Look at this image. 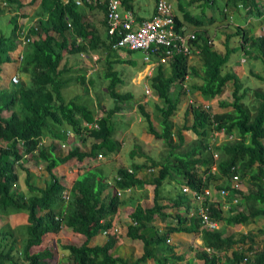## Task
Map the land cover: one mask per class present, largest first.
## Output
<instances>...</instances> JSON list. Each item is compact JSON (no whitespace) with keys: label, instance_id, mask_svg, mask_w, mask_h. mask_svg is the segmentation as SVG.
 <instances>
[{"label":"trees","instance_id":"obj_1","mask_svg":"<svg viewBox=\"0 0 264 264\" xmlns=\"http://www.w3.org/2000/svg\"><path fill=\"white\" fill-rule=\"evenodd\" d=\"M1 1L13 6L15 14L10 17V33L0 34V70L1 64L10 60L9 52L23 47L19 72L28 76L29 84L20 81L0 90V141L3 142H0V213L25 211L27 214L21 246H17L13 230L6 226L0 228V264H147L150 260H153V264H193V259L177 254L169 243V235L176 231L200 236L202 243L193 252L194 258L201 260V264H264V236L262 243L255 246V235L251 231L225 234L226 226L247 225L254 217H264V87H246L240 74L231 68L223 71L230 54L238 47L243 55L260 60L264 70V26L261 27V33V28H258L256 36L253 35L252 25L246 28L238 25L230 33L225 32L224 44L233 36L239 41L234 48L227 45L220 51L216 49L214 41L208 42V30L198 32L191 28V25H204L179 1L182 17L173 13L175 29L180 32V26H184V31L194 33L195 38L190 40V46L194 44L199 52L191 56H198L200 63L190 64L191 56L177 53L154 66L147 81L149 88L156 91L161 99L160 103H155L159 129L155 128L152 114L143 103L138 104V109L148 123L147 131L164 144L166 152L160 154V159L146 156L150 163L148 168H156L155 172L147 175L148 179L137 175L146 162H134L130 166L131 172H128L129 166H119L116 170L119 179L113 177V183L110 184L100 167H93L94 162L99 153L106 155L120 150L121 142L114 137L111 117L122 108L124 101L133 97L130 92L116 90V85L122 79L115 65L131 62L130 59L118 58L117 50L123 49L129 53L140 50L144 67L148 62L144 60L143 50L112 46L118 37L107 33V0L100 3L99 0H88L81 5L74 0H38V8L33 14L35 16L31 17L36 18L27 29L25 37L28 39L24 43L20 39L23 27L19 22L27 18V14L17 11L21 10L23 4L20 0H0V14L5 13ZM157 1L153 0V12L145 18L134 13V0H119V3L122 12H131L137 21H141L155 14ZM195 1L198 0H189L190 3ZM214 1L206 0L207 4H213ZM227 3L231 6L223 11V15H230V23L233 11L239 10V7L243 8L244 15L257 17L259 22L264 21V0H227ZM89 11H98L101 15V20H97L105 27L103 38L94 23L86 18ZM213 22L214 18L209 17L208 23ZM98 40H102V47L106 51L101 63L107 67L103 73L107 80V93L114 100V106L106 109L103 115H96L87 100L80 102L77 100L79 97L65 98L63 89L71 77L64 78L59 70L65 54H79L94 49L98 46ZM164 50L161 46L150 54L149 62L164 57ZM241 58L245 60V56ZM239 63L240 60L236 65ZM165 64L169 65V72ZM249 73L264 82V71L261 74L250 70ZM190 75L193 79L187 85L185 82ZM229 82L233 87L232 100L220 101V105L231 109L213 113L209 107L191 103L188 110L191 122L175 127L173 116L182 95L197 92L205 101H210L220 96ZM248 91L255 102L251 106L245 102ZM3 111L10 114L4 117ZM88 122H96L98 127L88 128L85 125ZM67 128L73 132V137L80 140L79 144L90 142L89 149H81L77 145L65 154H57L54 142L42 143V137L46 135L51 139H63ZM174 128L177 129L175 134ZM210 128L223 132L225 139L219 143L207 142L205 137ZM184 130L192 131L197 138L185 143ZM229 135L232 137L229 138ZM213 151L218 154L217 158ZM24 156L43 162L49 177L44 187L30 183L29 172L21 163ZM81 161L85 163L80 165ZM67 162L75 164L71 167L75 170L86 166L90 168L78 174L69 185L71 180L54 173L55 167ZM20 170L26 173V193L13 189ZM236 174L239 181L249 182L246 191L242 187L231 188L232 176ZM164 181H174L178 185L171 205L160 202V189ZM214 181L218 184L212 188ZM148 183L154 185L153 204L144 207L139 202L133 203L129 213L131 221L124 233L142 242V253L134 260L113 255L110 250L120 244L122 239L121 234L114 231V222L121 207L132 200V195L123 198L117 190L142 188ZM183 185L200 192L205 188H212L213 191L219 188L229 190L228 209L221 208L222 199L209 201L205 197L202 202L208 205L209 217L218 221L217 229L200 227L197 205L188 194L182 192ZM64 191L68 192L67 197H64ZM141 196L146 197V191ZM235 197L237 202L231 203ZM165 208L170 209V212H165ZM169 217L173 218V224L162 230L154 223L156 218ZM62 227H66L74 238L80 240L81 237L83 241L78 245L45 243L47 234H56ZM103 231L107 233L103 234ZM99 233L106 236L105 241L89 245V240ZM10 237L13 240L9 243Z\"/></svg>","mask_w":264,"mask_h":264},{"label":"rangeland","instance_id":"obj_2","mask_svg":"<svg viewBox=\"0 0 264 264\" xmlns=\"http://www.w3.org/2000/svg\"><path fill=\"white\" fill-rule=\"evenodd\" d=\"M24 2H26V8L24 7L21 10H17L19 12L24 13V14H32L33 11L35 12V8L32 9V5L33 2H28V0H23ZM174 8L175 13L179 14L180 17H182V13L178 8V3L180 1L181 6L185 7L192 15H194L198 20H201V22L203 23V27L202 26H195V25H191V28L197 30L198 32L203 31V29L208 30L209 32V43H211L214 39V43H216L215 47L216 49L223 51V48H226V46L228 45V47L230 48H234L235 45L237 44L238 38L233 36V37H229V41L227 43L224 44L223 40L224 38L226 39V33L224 32L223 35V39L222 38H218L216 36H211L212 34H214L213 32L215 31V29L217 28V26H219L221 23L225 22V19L223 17V11L225 9V11L227 9H230V4L227 3V0H215L213 4H207L206 0H198L195 1L194 3H190L189 0H169ZM37 1H35L36 4ZM153 0H138L137 5L140 6L142 8V10L144 9V7H148L150 5H153ZM34 5V4H33ZM1 6L4 7L5 9V13L0 14V34H4V35H8L11 31L12 28V23L10 22V17L12 15H14L15 13V8L13 6L8 5L7 3L1 1ZM152 8V7H151ZM151 8H146V12L142 11L139 12L140 16H146ZM35 16V15H33ZM247 15H244V10L243 8L239 7V10H235L233 11L232 15H231V19L232 22L234 23H238V24H244L245 28L249 27V26H253V35H258V28L259 27H263L264 26V21H261L260 23L254 21V23L252 24V22L250 23H245V21L250 20L251 15H249V17H246ZM32 17V16H31ZM30 17V18H31ZM209 17H213L214 18V22L212 24L208 23V18ZM246 17V19H245ZM30 19H27L26 21L28 22ZM260 20V19H259ZM22 21V19H21ZM230 21V17L228 16L226 18V22L229 23ZM263 23V26H261V24ZM189 26V24H187ZM229 29L234 30L235 29V25H233L232 23L228 24ZM190 28V27H188ZM260 33L262 31V28L259 29ZM230 33V32H228ZM234 32L231 33V35ZM230 35V36H231ZM213 38V39H212ZM217 39V41H216ZM216 41V42H215ZM119 50H123V49H119ZM126 55L128 56V58L130 59V63L129 66L132 73L136 74V78L135 81L137 82L136 84H133L132 82L128 81V75L124 74V79L125 81H127L126 86L124 87V90H118V91H122V92H128L130 91L133 94V97L127 101H124L122 103V108L114 113L111 117L112 120V127H113V132H114V137L117 139H120V141L124 142L123 144L121 143V148L120 150L116 153V152H109L106 154V156H104L102 159H99L97 157V160L94 163H97V165L95 167H100L101 170L103 169V171L110 176L116 177V162H120L119 166H128L129 164H133L135 163H144L146 162V166L143 168L145 169L146 172L150 173L147 169L149 167V161H147V155H150L156 159H160L161 155L165 153V146L164 144L157 139H146L145 141L141 142L140 140H135L133 138H136V136H134L135 134H140L142 131H146L147 132V126L148 123L145 119L141 118V115L139 113V109H138V104L139 103H143L145 105V107L151 112L152 114V119H153V124L154 126L159 129V125L156 119V115H157V111L155 108V103H160L161 99L158 97L157 93L152 91V89H150L148 81H144L143 79H138L139 77L143 76V71L144 69L143 67V54L140 50H132V52H128L127 50L125 51ZM254 54V53H252ZM241 56H245V60L243 58H241ZM193 60H195V58H193ZM240 60L241 66H234L235 69H237L235 71V73L240 74V78L241 81L243 83L244 86L246 87H257V86H263L264 87V82L256 79L255 77H253L249 71L253 70L259 73H263V64L260 60L254 59L249 55H243L241 48H234V51L230 54L228 63H233L234 65H236L237 61ZM16 61V60H15ZM200 66V65H198ZM104 68L102 69V73H101V77H103V73L106 71V66H103ZM230 66H225L224 70H227L226 68H228ZM116 68V66H115ZM142 68V69H141ZM165 68L167 70V72H169V65H165ZM92 77L96 76V72H93L91 74ZM130 79V78H129ZM193 78L188 77L187 79V83L185 82V84L188 85V83L192 80ZM140 80V81H139ZM105 81V80H104ZM107 81V80H106ZM139 81V82H138ZM146 84V86H145ZM146 88H149L151 90V93L148 94L145 92ZM232 85L231 83H227V85L224 87V91L223 93L216 97L213 98L212 100L206 102L209 104L210 106V111L213 113L216 112H223L225 110H229L231 109V107L229 106H221L220 105V101H231L232 100ZM96 94H100L101 96H94V97H86L84 95H80L79 98H77V100L84 101L87 100L89 102V104L95 109L96 111V115H103L105 110L108 108H111L114 106V100L109 96V94L107 93V88L104 86L103 89H99L96 91ZM251 92L248 91V95L245 97V102H247L249 105L255 104L254 99L252 96H250ZM205 101L201 98L200 94H198L197 92H193V93H189L182 95L181 96V101L178 107V110L176 111L175 115L173 116V121L175 122L176 125L181 126L184 124V122H191V114L188 112L190 104L193 102H201ZM251 106V105H250ZM4 114L7 115L8 112L4 111ZM97 117V116H96ZM132 130V132L130 131ZM212 130V131H211ZM177 131V129L174 128V134ZM217 130H213V128H210V130H208L207 132V136L205 137L206 141L210 142V144H212V142H216L219 143L222 141L223 136L216 135L215 132ZM184 135H185V143H189L191 141H193L194 139L197 138V136L192 133V131H187L184 130L183 131ZM215 135V140H213V136ZM65 138V137H64ZM61 139V140H64ZM176 137L174 136V139ZM81 144H83L81 142ZM80 144V147L82 149V147H85L84 149L87 150L90 147V142L88 143L86 141V143L84 145L86 146H82ZM209 144V145H210ZM138 145V146H137ZM140 146V147H139ZM59 149H62L61 147H59ZM70 148H67V150H69ZM60 151V150H57ZM132 151H135L133 154L131 153ZM177 152V151H176ZM65 153V151L63 152ZM60 153V154H63ZM164 156V155H163ZM33 164L35 166H39L42 165L41 169H39V171H45V167L43 162L41 161H36L34 162L32 160ZM131 166V165H130ZM129 166V167H130ZM144 172V175L146 174V172ZM141 171V175L142 173ZM22 173V172H21ZM47 173V172H46ZM48 174V173H47ZM43 173V176L45 178L48 177V175ZM25 175V172L22 173L21 175V182H20V187H23L22 189H24V185L22 184L23 182V176ZM119 176H117L116 178H118ZM49 179V178H48ZM37 183L39 184H43V179H40L37 181ZM175 183V182H174ZM174 183L172 184V182L170 183L169 181H164L163 185L161 186V196L165 195L168 196V194H173L175 195L177 193V187L174 186ZM240 186L242 187V189L244 191H246L249 188V182L245 181V180H240L239 181ZM218 182L214 181L212 182V185L214 188L215 185H217ZM144 188V187H143ZM153 188L154 186H150V189L153 193ZM15 191H20V188L18 190L17 187L14 186ZM125 193L127 194V196L125 195ZM125 193L122 195L123 198H127L130 195V193L126 190ZM172 195V196H173ZM164 198V197H163ZM163 198H161V202L163 201ZM225 201L227 202V198L225 199ZM10 214V213H8ZM8 214H3V215H8ZM25 211H20V214L16 213L15 215L13 214L12 216L8 217V216H2L0 215V228L1 227H9L11 230H13V235L16 236L17 238H15V240L17 239V241H19L21 243V238L23 235V227L25 225ZM238 227H240L241 229H245L248 232H253V234L255 235V246H258L262 243V237L264 236V217H254L253 221L247 225H238ZM123 231V230H122ZM61 232V231H60ZM58 234V240L61 243L64 242H68L69 239H67L66 236H64L63 233ZM236 233V232H234ZM67 235V233H66ZM104 236V235H103ZM106 237V236H105ZM11 238V237H10ZM9 238V239H10ZM130 238V237H128ZM70 242L74 243V244H80L82 242V240H77L76 238H70ZM96 239V238H95ZM55 239L46 237L45 243L48 242H53ZM194 241H191L190 244L188 245L191 248H198L197 246H194ZM93 243V242H92ZM91 242L89 244H92ZM47 245V244H46ZM113 255L119 254L122 257H125L129 260H134V258H136L137 256H139L142 253V242L135 240V239H128L126 242H123V246L120 248H116V246L114 248H112V252ZM230 253V252H228ZM153 260H150L147 262V264H153ZM182 264V263H181Z\"/></svg>","mask_w":264,"mask_h":264},{"label":"crops","instance_id":"obj_3","mask_svg":"<svg viewBox=\"0 0 264 264\" xmlns=\"http://www.w3.org/2000/svg\"><path fill=\"white\" fill-rule=\"evenodd\" d=\"M20 1L23 3V6H22L21 9H23L24 7L26 8L27 7L25 5L26 2H24L23 0H20ZM137 2H138V0H134V3H133L134 4V8L133 9H134V13L136 14V16L141 17V18H145V17L151 16V14L153 12L154 3H153V5H150L148 7H144V9L142 10V8L137 5ZM33 4H32V9L38 8V1L36 2V4H35V2H33ZM146 8H151L149 13L146 16H140L139 12H142V11L146 12V10H145ZM33 14H34V11H33ZM177 15L179 16V14H177ZM228 16H230V15H223V17L225 19V22H223L219 26H217V28L213 32L214 34H212L211 36H216L218 38H222L223 39L224 32L233 31V30L229 29V27H228V24L230 22L229 23L226 22V18ZM246 17L248 18L249 16H246ZM246 17H245V19H246ZM35 18L36 17H33L32 20H34ZM86 18L88 20H90L91 23H94L96 29L98 30V33L103 38L105 36V27L103 25H101L98 22V20H97V19L101 20V15L98 14V11H95V13H93L91 11L87 12L86 13ZM87 19H86V21H87ZM258 20H259V18L251 16L250 20L245 21V23H250L252 21H256V22L260 23ZM231 23L233 25H235V26L239 25L241 27L244 25V24H238V23H235V22L234 23L231 22ZM261 26H263V25L261 24ZM209 35L210 34L208 32V36ZM77 41L80 42L81 39L78 38ZM213 41H214V39H213ZM216 41H217V39H216ZM102 45H103L102 40H98V46H96V48H94V49L87 50L86 52L83 51V52H81L79 54H65L62 57V60L60 61V64H59V70L63 73L64 78L71 77V79L69 81H67V84L65 85V87L63 89V91H64L63 93H64V96H65L66 99H69V98H72V97L76 98V97H79L80 95H84L86 97L101 96L100 94H96V91L99 90V89H103L104 86L106 87V85H107V81L104 78L101 77L102 69L104 68L103 64L101 63V61H103L105 59V56H106V51L104 50ZM22 48L23 47H18L17 50L9 52L8 54L10 56V60L5 61V62H3L1 64L0 90L1 89H7V88H9V87H11L13 85V83L11 82L10 79H11V76L14 75V74L18 75L20 81H24L26 84H29L28 76L25 73L19 72V65H20V60L21 59H19L18 57L22 54V52H21ZM224 49L225 48H223V50ZM117 52H118V58H121V59H124V60L129 59L128 56L125 53V50H117ZM18 53H20V54H18ZM193 58H195V60H193ZM129 63L130 62H124V63H120L119 62V63H117L115 65L116 66L115 70L117 71V73L120 75V77L122 79V81L119 82L116 85V90L117 91L120 90V89L121 90L125 89L124 87L126 86L127 81H125V79H124V74L128 75V77L130 78V79L128 78L129 82H132L133 84L137 83L135 81V78L137 76H136L135 73H132L130 67H128ZM189 63L196 65V64L200 63V60H199L198 56L193 55V56L189 57ZM149 66H150V64L147 63V64H145L144 67H142L144 69L143 76L139 77L138 79H140V80L143 79L144 81H147V77L150 76V75H148V70H147L149 68ZM227 66H230V67H228L226 69H230L231 68L235 72L237 69H235L234 66H241V64L234 65L233 63H228ZM93 72H96V76L95 77L91 76V74ZM145 86H146V84H145ZM152 91H154V90H152ZM119 92L126 93V92H122V91H119ZM128 92H130V91H128ZM145 92H146V90H145ZM154 92H156V91H154ZM150 93H151V90L149 89V93L148 94H150ZM9 114H10V112H8L7 115H5L4 112H3L2 115L4 117H7ZM174 124H175V122H174ZM177 126L178 125L175 124V127H177ZM68 130H70V129L67 128L66 131H68ZM130 131L132 132V130H130ZM134 136H136V138H133V139L140 140L141 142L145 141L148 138L149 139H154L153 135L151 133H149L148 131L147 132L146 131H142L140 134H135ZM214 137L215 136H213V140H215ZM69 138L65 137L64 141H63V140H60V139H54V138L51 139L49 136L46 135V136L42 137V143L48 144L49 142H54L55 145H56L55 152L57 154L63 153L64 151L66 153L68 151L67 148H69V145L71 143H72L71 146H77V145L80 146V144H79L80 140H77V139L76 140H70ZM68 140H70V141H68ZM118 140L120 141V139H118ZM0 142H2V141H0ZM67 142H68V144H67ZM69 142H71V143H69ZM120 142L122 144L124 143L122 141H120ZM62 143H64L65 145H61ZM81 145L82 146H86L84 144H81ZM59 147H61L62 149H59ZM84 148L85 147H82V149H84ZM57 150H60V151H57ZM65 153H63V154H65ZM104 156H106V155L102 154V157H99V159H102ZM32 160L34 162L38 161L34 157L27 158V157L24 156V159H22L21 163L23 164V166L29 172L30 183H32L33 185L39 186V187H44L45 183L48 181V178H49V177L45 178L43 176V173L47 174L46 170L45 171H39V169H41L42 165L35 166L33 164ZM84 163H85V161H81L80 165H83ZM119 164H120V162H116V169L118 168ZM96 165H97V163H94L93 167H95ZM130 165L131 164H129L128 166H130ZM73 166H75V164L70 163V162H67V163H64V164H60V165H58L57 167L54 168V173H56L58 176L63 175L65 177V179L71 180L70 184H69V185H71V182L78 176V174H80L82 171L90 168V167L86 166V167H81V168L75 170V169L71 168ZM143 170L145 171V169H143ZM143 170H141V171L143 172ZM101 171L106 176L108 182L110 184H112L113 183V176L107 175L103 171V169ZM141 171H139L137 175L139 177H145L146 179H148L147 175H149V173L145 171L146 174L144 175V172H143L142 176H140L141 175ZM21 172L24 173L23 170L19 171V179H18V181L16 182V184L14 186L17 187L18 190L20 188V191H23L24 193H26L27 187L24 184L25 175L23 176V182H22V184L24 185V189H22L23 187H20V185H21L20 184L21 175H22ZM40 179H43V184L37 183V181L40 180ZM68 180H66V181H68ZM171 182H172V184L174 183V181H171ZM151 185H152L151 183H148V184H144V186H143L144 188L143 187L142 188H135V189H132V190H131V188H129L128 192L130 193V195L132 194V200L128 201L125 205H123L121 207V210L119 211L118 217L116 218V220L114 222L115 223V227L118 229L117 233L121 234V238H122L121 239V243L116 245V248L122 247L123 246V242H126L128 239H130L124 233L126 231L127 225L131 221L130 218H129V213H130L131 209L133 208V203H138L139 202L144 207H149V206H151L153 204L154 189H153V193H152V191L150 189ZM152 186H154V185H152ZM174 186L177 187L178 185L176 186V183H174ZM177 190H178V187H177ZM125 191H126L125 189L124 190H122V189H118L117 190V192H118V194L120 196H122L123 195L122 193H125ZM145 191L147 193V196L146 197L141 196ZM176 194L175 195H173V194L169 195L168 194V196L163 195V196H161V198L164 197L163 201L162 202L160 201V202L162 204H164V205H166V204L171 205L172 204V198L175 197ZM125 195L127 196L126 193H125ZM161 198H160V200H161ZM164 211L165 212H170V209L165 208ZM16 213L20 214V212H12V213H10L8 215H3L1 213H0V215L10 217L13 214L15 215ZM26 218H27V214L25 215V223H26ZM154 223L158 226V228L160 230H162V229L166 228L168 225L173 224V218H171V217L166 218V219L156 218ZM238 225H241V224H235L233 226H226L225 227V234H230V233H234V232H240V233H242V232L246 233L247 232V230L241 229L240 227H238ZM60 231H59L60 233H63L64 236H66L67 239H69L68 242H64V243H72V242H70V240H71L70 238H72V237L74 238L73 234L66 227H62V229ZM59 232L56 233V234L49 233V234L46 235V237L55 239L53 242H48L49 244L50 243H52L53 245L61 244V242L57 238ZM66 233H67V235H66ZM169 236H170L169 237V243L174 246V251L177 254L185 255L186 259H193V264H201L202 263L201 260H199L197 258H194V252H193L194 250H193V248L188 246L191 241H194L193 242L194 246L199 247V245H201V243H202V240H201L200 236H198L197 234L192 233V232H184V231H176V232L171 233ZM15 238H17V237L15 236ZM22 238H23V236H22ZM22 238H21V242H22ZM79 239L83 241V238L81 239V237H79ZM105 239H106L105 235L103 236V234H100V233L96 234L95 236H93L89 240V243L93 242L92 244H89V245L102 244L105 241ZM11 240H13V237H11L8 240V242L10 243ZM16 242H17V246H21V243L19 241H17V239H16ZM110 251L112 252V249ZM116 255L117 256H121L119 254H116Z\"/></svg>","mask_w":264,"mask_h":264},{"label":"built area","instance_id":"obj_4","mask_svg":"<svg viewBox=\"0 0 264 264\" xmlns=\"http://www.w3.org/2000/svg\"><path fill=\"white\" fill-rule=\"evenodd\" d=\"M88 0H75L77 4H82ZM102 0H99V3ZM105 17H106V28L107 33L111 35H117V41L112 45L114 48L126 47L128 49H142L144 52V60L147 61L150 66L147 69L148 75H151L154 66L160 62L167 61L166 58L174 57V54H184L191 56L193 53H198L199 49L193 44L190 46V40L195 38L193 32L184 31L186 29L184 26H180V32L175 29V21L173 15L172 4L168 0H158L156 2L155 14L151 18L143 19L137 21L135 16L131 12L124 11L120 9L119 0H107L105 5ZM28 37L22 39L27 40ZM209 42V41H208ZM163 46L164 57L156 62L150 63V54L155 53L159 47ZM21 57V56H20ZM11 81L18 82V77L13 75ZM146 93H149V89L146 88ZM193 102L196 106L201 105L202 107H210L206 101ZM97 118V117H95ZM88 128H97L98 124L96 122L85 123ZM69 133V132H68ZM216 135L223 136L225 139L226 135L218 131L215 132ZM215 136V135H214ZM229 138L232 136L229 135ZM222 139V140H223ZM217 153L214 152V157H217ZM101 155L99 154V157ZM150 171L154 170L152 168ZM131 172V169H128ZM119 179V177H118ZM231 188L235 189L240 187L238 175H233L231 179ZM129 191V187L125 188ZM182 192L188 194L194 203L197 205V214L200 217V227L206 230H213L219 227L217 220L209 217L208 205H203L202 202L205 197L209 201L217 199H222L223 203L221 208L228 209L230 207V201H225L228 196L229 190L225 188H219L215 191L212 188H205L202 192L194 191L190 189L187 185L181 187ZM64 197H67L68 192H63ZM237 198H232L231 203H236ZM193 212V209L191 213ZM114 231H118L115 227ZM103 231V234H106ZM210 251L209 248H206Z\"/></svg>","mask_w":264,"mask_h":264},{"label":"clouds","instance_id":"obj_5","mask_svg":"<svg viewBox=\"0 0 264 264\" xmlns=\"http://www.w3.org/2000/svg\"><path fill=\"white\" fill-rule=\"evenodd\" d=\"M35 1H38V0H35ZM65 1H67V0H65ZM75 1V0H74ZM28 2H30V0H28ZM170 2V1H169ZM22 3V2H21ZM171 3V2H170ZM23 4V3H22ZM77 4V3H76ZM172 4V3H171ZM78 5H81V4H78ZM30 6H32V5H30ZM172 8H173V5H172ZM175 11H174V8H173V13H174ZM31 16H33V13L32 14H29V15H27V18H22V21L20 20V24L22 25V29L20 30V39L22 40L23 38H24V35L26 36V34H27V29H28V27H30L32 24H33V20H32V18H30ZM27 19H30L28 22L26 21ZM22 42H23V40H22ZM24 43V42H23ZM18 54H20V53H18ZM21 57H22V54L20 55ZM18 57L19 59H21V57ZM14 75H16V74H14ZM13 76V75H12ZM11 76V77H12ZM17 77H18V75H16ZM11 80V79H10ZM12 82V81H11ZM20 82V79H19V77H18V82H16V83H14V82H12L13 84H17V83H19ZM206 102H208V101H206ZM210 108V107H209ZM4 112V111H3ZM3 114V113H2ZM98 118V117H97ZM218 131V130H217ZM69 132V133H68ZM218 132H220V131H218ZM220 133H223V132H220ZM66 137L67 138H69L70 140H76V137H73V132L71 131V130H68V131H66ZM70 140H68V141H70ZM77 140H79V139H77ZM69 143H71V142H69ZM67 144H68V142H67ZM61 145H65L64 143H62ZM72 143L69 145V148H71L72 146ZM101 156L100 157H102V154L101 153H99ZM99 154H98V158H99ZM213 155H214V151H213ZM217 157H218V155H217ZM217 157H215V158H217ZM130 167H128V169H129ZM131 169V168H130ZM150 168H148L147 170L149 171V172H155L156 171V168H152V169H154V170H152V171H150L149 170ZM131 171H132V169H131ZM129 172V171H128ZM15 185V184H14ZM216 199H217V197H216ZM223 209V208H222ZM225 210V209H224Z\"/></svg>","mask_w":264,"mask_h":264}]
</instances>
